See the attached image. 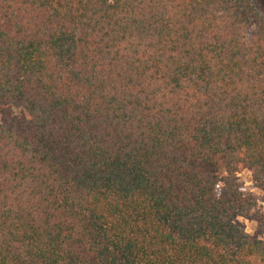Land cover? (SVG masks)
<instances>
[{"label": "trees", "instance_id": "1", "mask_svg": "<svg viewBox=\"0 0 264 264\" xmlns=\"http://www.w3.org/2000/svg\"><path fill=\"white\" fill-rule=\"evenodd\" d=\"M242 171L264 194L251 0H0V264H264Z\"/></svg>", "mask_w": 264, "mask_h": 264}, {"label": "rangeland", "instance_id": "2", "mask_svg": "<svg viewBox=\"0 0 264 264\" xmlns=\"http://www.w3.org/2000/svg\"><path fill=\"white\" fill-rule=\"evenodd\" d=\"M256 12L264 19V0H251ZM254 22H252V28ZM252 173L242 171L238 175L246 193L252 195L256 206L249 217H235L236 224L251 240H258L264 243V194L259 191L252 181Z\"/></svg>", "mask_w": 264, "mask_h": 264}]
</instances>
